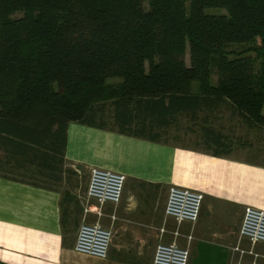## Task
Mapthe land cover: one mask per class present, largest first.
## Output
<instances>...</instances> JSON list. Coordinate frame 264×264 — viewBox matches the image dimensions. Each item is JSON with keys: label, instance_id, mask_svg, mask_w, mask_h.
Listing matches in <instances>:
<instances>
[{"label": "crops", "instance_id": "0c3cea01", "mask_svg": "<svg viewBox=\"0 0 264 264\" xmlns=\"http://www.w3.org/2000/svg\"><path fill=\"white\" fill-rule=\"evenodd\" d=\"M197 96L184 106L129 102L127 117L110 99L105 128L52 125L34 140L0 131V264H151L155 246L174 238L188 248V264H264V243L239 239L244 208L264 209V162L239 143V112ZM69 165L73 175L91 167L124 174L118 204H105L99 216L86 190L80 202L67 189ZM172 185L203 195L194 223L165 217ZM82 221L111 230L105 258L74 250Z\"/></svg>", "mask_w": 264, "mask_h": 264}, {"label": "trees", "instance_id": "16d2710c", "mask_svg": "<svg viewBox=\"0 0 264 264\" xmlns=\"http://www.w3.org/2000/svg\"><path fill=\"white\" fill-rule=\"evenodd\" d=\"M143 1L0 0V131L34 140L52 125L105 128L110 99L127 117L129 102L197 95L263 129L264 0Z\"/></svg>", "mask_w": 264, "mask_h": 264}, {"label": "built area", "instance_id": "2783aa9c", "mask_svg": "<svg viewBox=\"0 0 264 264\" xmlns=\"http://www.w3.org/2000/svg\"><path fill=\"white\" fill-rule=\"evenodd\" d=\"M125 176L116 171L91 167L89 170L86 198L93 200L95 212L100 216L101 208L107 204H118L121 199ZM203 195L194 189L172 185L169 188L164 208L165 217L172 218L177 224L184 221L194 223L200 213ZM90 206L84 205V212H89ZM163 231V229H161ZM179 235L178 230L173 232ZM239 239H246L250 245L264 243V209L246 206L239 229ZM111 240V230L102 226L98 221H82L77 229L74 250L98 258H105L108 254ZM242 256L245 253H256L252 249L244 250L238 246ZM189 250L178 244L176 238L170 242H160L155 246L151 264H188ZM236 264H258L255 259L244 262L242 259Z\"/></svg>", "mask_w": 264, "mask_h": 264}, {"label": "rangeland", "instance_id": "374dc122", "mask_svg": "<svg viewBox=\"0 0 264 264\" xmlns=\"http://www.w3.org/2000/svg\"><path fill=\"white\" fill-rule=\"evenodd\" d=\"M144 6H147V0L143 1ZM206 13H224L225 10L222 8L217 7H208L205 8ZM246 44L239 45V44H232L228 47V49H235V50H242L246 47ZM252 55L254 52H250ZM185 62L189 64V58L188 53L185 54ZM216 76L212 75V80H215ZM120 81L119 78H109L107 79L108 83H118ZM244 142L245 147H249L253 151V155L249 154L250 156H253L255 159L264 162V128L263 129H256L252 130L249 129L239 118V143ZM240 145V144H239ZM72 169V168H71ZM88 172L87 170H81V172L77 175H73L72 171L68 170V182H67V189L75 191L76 190V197L79 199L80 202L84 200V194L88 183ZM77 195H80L79 197ZM93 217L90 218L92 221ZM252 257V256H251ZM251 257L245 258L246 261H250Z\"/></svg>", "mask_w": 264, "mask_h": 264}]
</instances>
